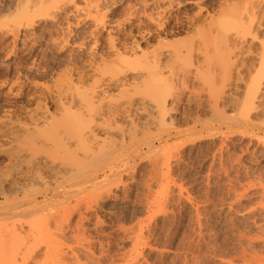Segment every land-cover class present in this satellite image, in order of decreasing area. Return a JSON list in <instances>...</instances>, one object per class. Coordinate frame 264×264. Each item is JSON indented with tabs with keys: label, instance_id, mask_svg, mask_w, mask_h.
Wrapping results in <instances>:
<instances>
[{
	"label": "rangeland",
	"instance_id": "1",
	"mask_svg": "<svg viewBox=\"0 0 264 264\" xmlns=\"http://www.w3.org/2000/svg\"><path fill=\"white\" fill-rule=\"evenodd\" d=\"M98 1L99 13L87 7ZM98 1L0 0V205L34 209L36 218L28 214L32 222L45 214L56 217L51 224L59 226L50 225V232L65 233H52L64 235L55 238L54 248L74 253L65 257L67 262L59 257L62 264L76 259L79 264H264V61L256 55L264 17L251 51L247 48L251 54L237 63L238 87L225 93L219 86L222 39L240 19L231 12L247 21L251 0ZM234 2L239 9L229 13ZM231 17L235 20L230 22ZM199 23L205 30L214 27L207 30L209 40L204 39L208 51L201 47L205 41H199L207 32L202 27L203 34L192 32ZM236 26L232 29L241 24ZM167 43L181 48V60L175 64L172 59L176 73L168 75L166 68L161 88L160 82L148 81L160 88L153 87L151 100L163 102L166 96V115L153 113L158 119L151 122L146 118L154 107L155 98L151 106L149 97V114L140 110L132 122L120 115L129 100L142 96L133 86L139 81L136 70L126 73L128 84L105 88L102 101L94 104H99L97 110L105 108L104 120L119 125L116 130L101 119L110 133L98 131V141L66 137L83 125L64 118L61 93L68 83L85 95L94 81L114 74L112 60L133 57V50L151 54L161 47L169 53ZM200 48L214 62L211 69L201 64L202 73L196 63L202 59ZM252 87L259 89V97L263 94L261 99L256 94L248 108L244 96L253 93ZM107 108H113L112 114ZM61 135L62 142L54 140Z\"/></svg>",
	"mask_w": 264,
	"mask_h": 264
},
{
	"label": "bare ground",
	"instance_id": "2",
	"mask_svg": "<svg viewBox=\"0 0 264 264\" xmlns=\"http://www.w3.org/2000/svg\"><path fill=\"white\" fill-rule=\"evenodd\" d=\"M98 1V0H97ZM242 1H245V0H242ZM66 2V1H65ZM69 2V1H68ZM70 2H72V0H70ZM241 2V1H240ZM73 3V2H72ZM87 4H88V2H86ZM239 3V2H238ZM237 2L235 3H233L232 4V6H228V9H229V13L231 12V11H233V9H235V7H236V9H239L238 7H237V4H238ZM246 4V2L244 3V5ZM91 5V4H90ZM239 6V5H238ZM240 6H241V4H240ZM87 7H90V8H94L95 9V12L97 11V13H99L98 12V10H99V8L101 9V7H99V1L98 2H95L94 3V5H92V6H87ZM86 7V8H87ZM249 7V10L247 9ZM248 7L247 8H245V9H247L248 11V14H246L247 16V21H244L243 19H242V17L239 15V13H234V15H233V13L231 12V15L232 16H234L235 17V19H236V16L238 15V17L237 18H239L240 17V19H237L236 21H235V23L237 22V24H235L234 26H236V27H238V24L240 23L241 24V26L239 27V29H237L236 28V30H234V29H232V28H235L234 26L231 28V30L234 32L235 31V34L233 33V32H231L230 31V33H233V34H228L227 35V38H225V39H222V41H224V44L222 43V48L220 47V51H219V54L221 53V61H220V65H219V75H221V77H222V79H220V80H222V84H223V86H222V84H221V81H220V83H219V86H220V89H222L223 88V90H224V92L226 93V90H229V89H231V91H232V89H235L236 87H238V81L240 80L239 78H240V75H241V73H239V71L241 70L240 69V66L237 64L238 63V61L240 60V62H241V60L243 61L244 59H245V57L243 58V56L244 55H250L249 54V50L247 51V48L248 49H250V47H251V44L255 41V39H256V37H257V35H256V31H259V30H262L264 27H263V25L261 24V21H260V19L262 18L263 19V14H264V0H256V1H253V0H251V1H249V3H248ZM82 8H80V10H81ZM88 9L89 8H87V11H88ZM232 9V10H231ZM235 9V10H236ZM233 11V12H236V11ZM76 11H78V10H76ZM82 11H84V9H82ZM60 12V11H59ZM80 12V11H79ZM83 13V12H82ZM256 13H258V15L256 16L255 14ZM237 14V15H236ZM84 15V14H83ZM102 15V14H101ZM230 15V14H229ZM96 16H99L98 14L96 15ZM105 16V15H104ZM103 16V17H104ZM250 16V17H249ZM258 16H261V17H258ZM79 17V16H78ZM102 16H101V18H103ZM233 17V18H234ZM81 18V17H80ZM101 18L100 19H98L99 20V22L101 23ZM153 18V17H152ZM230 18V17H229ZM79 19V18H78ZM149 19V18H148ZM235 19H232V17H231V19H230V22H231V20L232 21H234ZM80 20V19H79ZM96 20H97V18H96ZM211 20V19H210ZM210 20H209V22H210ZM239 20V21H238ZM243 20V21H242ZM152 21H154V20H152ZM156 21V20H155ZM205 21V20H204ZM98 22V23H99ZM158 22V21H157ZM208 22V23H209ZM211 22H213L212 20H211ZM211 22L209 23V24H211ZM242 22V23H241ZM79 23V22H78ZM96 23H97V21H96ZM103 23V22H102ZM154 23H156V22H154ZM205 23V22H204ZM204 23H202V24H204ZM207 23V26H209V24ZM201 23H199V24H193V25H201V26H194V29L192 30V32H193V35L195 34V35H200V34H203L205 31L207 32V30H208V32L210 31V28L212 29V26H213V24H212V26H210L209 28H207V30H205V29H203L204 27H202L203 25H202ZM156 25L157 24H155V27H156ZM163 26V25H162ZM205 27H206V25H204ZM158 27V26H157ZM159 27H160V23H159ZM158 27V28H159ZM193 27V26H192ZM198 27H202V31H203V33H202V31L200 32V29L201 28H198ZM263 27V28H262ZM213 29H214V27H213ZM213 29L211 30V31H213ZM199 30V31H198ZM264 30V29H263ZM211 31H210V33H211ZM196 32H198V34L196 33ZM205 33L206 35H203L202 37H200V42H202L201 40H203V42L205 41V43L201 46V47H203V49L205 50V46L209 43H207L206 41L207 40H204V39H208V36L207 35H209V33ZM254 32V33H253ZM256 32V33H255ZM193 35H192V37H193ZM246 35H248L250 38H248ZM255 35V36H254ZM264 35V34H263ZM209 36H211V35H209ZM206 37V38H205ZM203 38V39H202ZM258 39V47L257 48H259V49H257L256 50V55H257V59H259V62L261 61V60H263L264 61V38L262 39V38H257ZM256 39V40H257ZM209 40V39H208ZM261 40V41H260ZM260 41V42H259ZM199 42V44H201ZM202 42V43H203ZM168 44V43H167ZM177 44V43H176ZM175 44V45H176ZM169 45V44H168ZM174 45V44H173ZM173 45L171 46V45H169V47L171 46V49H170V52H171V54H170V52L168 53V52H164V51H162V48L161 47H158V49L160 48L161 49V51H159L157 48L156 49H154L155 50V52H153L154 50H151L152 52H151V54H150V52H149V54L147 53V52H142L141 51V54H139L138 53V55H137V52L135 51V50H133L134 52H132V55H133V57L132 56H127L126 58H121V59H118L119 61H117V59L116 60H114V61H117L116 62V64H115V62L112 60V63H113V65H114V74H112V76L111 77H109L108 79H101L100 81H94L91 85H93V86H90V89L88 90V93H86L85 95H81V94H79L78 92H80L79 91V89H78V87H76L75 89V91H73V88L72 87H69L68 86V84H67V86L66 87H68V88H66V87H64L65 88V90H63V92L61 93V94H63L64 93V96H63V101L64 102H62L61 104H62V107H63V111H64V113H65V115L61 112V115L63 116L64 115V118H65V116H67L66 117V119H67V121L66 122H71V123H74L73 122V120L71 121V119H76L75 120V123H76V121L77 120H80L79 122L77 121V123L79 124V123H81V125H79V126H81L80 127V130H78L77 132H75V133H73V134H67L66 135V137L67 138H71V139H75V137H78V138H80V139H83V140H89V139H91V141H92V139H93V141L94 142H96V141H98L97 140V134H98V131H103L102 129H104V131H105V133L106 134H108V133H110L109 131H108V129L107 130H105V126L104 127H102L103 125V123L102 122H107L106 123V126H107V124H109L108 123V121L110 120V118H108L109 120L108 121H106L107 120V118H106V120H104L105 119V116H106V112L105 111H103V109H105V108H103L102 110H97L95 107H97L99 104H97V103H100L102 100V98L105 96V93L107 92V89H108V87L109 88H112V87H120V86H123L124 84H128L127 83V81L129 80L127 77H126V73L127 72H132V71H136V70H139L140 71V74H139V76H138V79H136V80H139V81H136L135 79V81L136 82H133V83H135L136 84V86H135V84L133 85L134 86V88H135V91H136V89H137V92L139 93V91H138V89L140 90V92H143L142 93V96L141 97H139V99L137 98V99H131V100H129L127 103H126V106L123 108V110H121L120 111V115L122 116V117H126V118H130V120H131V122H132V118H134V117H136V120H137V117L139 116V111L140 110H144L145 111V109H146V107H149L148 106V104L155 98H152V100L150 99V97H153V96H156V95H152V96H150L153 92V87H155V85H157L158 84V82H160V84H158L159 86L161 85V83H162V81H163V85H164V82L166 83V81H167V74L166 73H169L168 75H171V76H173L175 73L173 72L174 70H176V69H174V68H176V65H174V63H172L173 62V60H174V62L175 61H179V60H181V59H179L178 57H177V54H179L178 56H180V52L178 53V51L177 50H181V48H174V47H176L177 45H179V44H177L176 46H174L173 47ZM210 45V43L207 45V46H209ZM110 46V45H109ZM206 46V50L207 49H209L208 47ZM221 46V45H220ZM250 46V47H249ZM114 47V45L112 44L111 45V47L110 48H113ZM173 47V48H172ZM178 47V46H177ZM109 48V49H110ZM165 48V47H164ZM163 48V50H165ZM115 49H117V48H115ZM202 48H200V54H202V57L200 56V58H202L200 61H198V62H196L197 64H198V68H197V71H198V69L200 70V72L202 73V71H205V70H201V69H203V68H207V66L209 67V65H214V62L209 58V55L207 56L206 55V53L208 54V52H204V50L202 51L201 50ZM223 49V50H222ZM159 51V52H156V51ZM113 51H115V50H112L111 52H113ZM166 51V50H165ZM167 51H169L168 49H167ZM208 51V50H207ZM250 51H251V49H250ZM248 52V53H247ZM114 53V52H113ZM147 53V54H146ZM258 53V54H257ZM218 54V55H219ZM256 55H255V58H256ZM207 56V57H206ZM131 57V58H130ZM177 57V58H176ZM204 57V58H203ZM206 58H209L210 60H211V62L213 63V64H208L209 62H207V61H209V59L208 60H206ZM243 58V59H242ZM163 59H165V60H163ZM167 59V60H166ZM173 59V60H172ZM177 59V60H176ZM179 59V60H178ZM261 59V60H260ZM198 60V59H197ZM246 60V59H245ZM170 63H172V66L174 65L175 67H172V66H170V64H169V62ZM206 61V62H205ZM201 62H203V63H201ZM205 62V63H204ZM178 63V62H177ZM200 63V64H199ZM208 65H207V64ZM106 64V63H105ZM175 64H176V62H175ZM201 64H204V66H205V64H206V66L204 67V66H202ZM241 64H242V62H241ZM261 64H263V63H261ZM261 64H259V65H261ZM190 65H192L191 63H190ZM90 66H92V65H90ZM97 66V65H96ZM99 66V65H98ZM107 66H108V64H107ZM135 66H137V67H135ZM200 66H202V67H200ZM237 66H239V69L240 70H238V68H237ZM262 66V65H261ZM200 67V68H199ZM211 67V66H210ZM209 67V68H210ZM100 68H101V66H100ZM166 68H168V72H166L165 73V71H166ZM174 70H173V69ZM259 68V67H258ZM90 69H91V67H90ZM98 67L96 68V70L98 71ZM103 69V67L100 69V70H102ZM211 69V68H210ZM208 70V72L210 71L211 72V70ZM173 70V71H172ZM196 70V69H195ZM92 71L95 73V71L92 69ZM96 71V72H97ZM138 71V72H139ZM196 71V72H197ZM257 71V70H256ZM88 72V71H87ZM101 72V71H100ZM100 72H97V73H100ZM108 72H113V70L111 69H109V71ZM170 72H171V74H170ZM190 71H188V74L187 73H185L184 75L185 76H190V74L191 73H189ZM193 72H195V71H193ZM197 73V74H201V73ZM174 73V74H173ZM85 74V73H84ZM138 74V73H137ZM187 74V75H186ZM90 75V74H89ZM199 75H196V77H198ZM170 76V77H171ZM192 76V75H191ZM194 76V75H193ZM255 76H256V74H255ZM169 77V78H170ZM242 77V76H241ZM257 77V76H256ZM131 78H133V77H131ZM134 78H135V75H134ZM186 78V77H185ZM255 78V77H254ZM79 79V78H78ZM151 79H153L155 82H157L153 87H152V85L154 84V83H152V84H150V83H148V81L149 80H151ZM188 79V78H187ZM189 79H190V77H189ZM83 80V79H82ZM133 80V79H132ZM132 80H131V84H129V85H132ZM241 80H242V78H241ZM247 80V79H246ZM252 80V79H251ZM256 80V79H255ZM70 81V80H69ZM153 81V82H154ZM245 81V80H244ZM248 81V80H247ZM246 81V82H247ZM71 82H72V80H71ZM130 82V81H129ZM150 82V81H149ZM246 82H244V83H246ZM251 82V81H250ZM74 83V82H73ZM252 83H254V82H252ZM71 84V83H70ZM69 84V85H70ZM95 84V85H94ZM141 84L144 86H141ZM163 85H161L160 86V88L163 86ZM250 85H252V84H250ZM256 85V84H255ZM164 86H166V84L164 85ZM163 86V87H164ZM245 86H248V84H245ZM253 86V85H252ZM257 86V85H256ZM75 87V86H74ZM138 87V88H137ZM240 87V86H239ZM249 87V86H248ZM255 87V86H254ZM105 88H107V89H105ZM143 88V90H141ZM155 88H159V87H155ZM160 88L158 89V90H160ZM253 88V87H252ZM77 89H78V91H77ZM254 89V88H253ZM80 90H81V88H80ZM106 90V91H105ZM109 90V89H108ZM158 90H156L157 91V93H158ZM223 90H222V92H223ZM246 91L247 90H249L250 91V89L248 88H246L245 89ZM256 90V91H255ZM257 90H259V89H257V87L254 89V90H252L253 91V93H250L249 91V97H247V96H244V94H243V96L245 97V99H247L248 101H247V103L246 104H248L249 105V102H250V107H248V108H251V106H254L253 105V103L255 102V99H257V95L259 94V93H256L257 92ZM65 91V92H64ZM155 91V90H154ZM230 91V90H229ZM230 91V92H231ZM234 91V90H233ZM232 91V92H233ZM235 91H237V90H235ZM246 91H245V94H247L246 93ZM255 91V92H254ZM219 92H220V94H222V95H220L219 93V96L220 97H223V95H226V94H223V93H221V90H219ZM230 92H228V93H230ZM146 93V95H144ZM151 93V94H150ZM227 93V94H228ZM150 94V95H149ZM178 94V93H177ZM180 94V93H179ZM257 94V95H256ZM263 94V93H262ZM262 94L260 95L261 97H262ZM107 95V94H106ZM148 95V96H147ZM174 95V94H173ZM173 95H170V97L171 96H173ZM232 95V94H231ZM62 96V95H61ZM60 96V97H61ZM179 96V95H178ZM242 96V98H244ZM149 97V98H148ZM174 98H176L177 96L176 95H174L173 96ZM179 97H181V95L179 96ZM178 97V98H179ZM219 97V98H220ZM261 97H259V95H258V98H260L261 99ZM149 99V103L147 102L148 100H146V99ZM165 98H166V96H165ZM164 98V99H165ZM174 98H172L173 100H174ZM225 98H227V97H225ZM164 99L162 100L163 102H158V101H156L157 99L155 98V100H154V102L152 103L153 105H154V107L152 106V104L150 103L149 105H151L152 107L150 108L151 110L149 111V112H151L150 113V115H149V117H148V115H146L147 117L146 118H149V120H150V122H151V118H155V115H157L156 117H159V118H161L164 114L166 115V111H168L169 109H170V107H168V110H166V105L164 104ZM171 99V100H172ZM177 99V98H176ZM176 99H175V101L174 102H176ZM181 99H182V97H181ZM181 99H179V100H181ZM223 99H224V97H223ZM245 99H243V102L242 103H244V104H242V105H244V106H248V105H245ZM259 99V100H260ZM101 100V101H100ZM179 100H177V103H179L178 101ZM99 101V102H98ZM160 101V100H159ZM95 102H97L96 103V105L97 106H95L94 107V104H95ZM171 102V101H170ZM169 102V103H170ZM173 102V101H172ZM258 102V101H257ZM262 102V101H261ZM70 104V106H68L67 104ZM165 103H166V100H165ZM64 104H66L67 106H65ZM173 103H171V105H172ZM258 104V103H257ZM257 104H256V106H257ZM260 104V103H259ZM170 105V106H171ZM65 106V107H64ZM169 106V105H168ZM255 106V108H257ZM263 107H264V105H262ZM261 105H260V107L258 106V108H261L262 107ZM61 107V108H62ZM110 107V106H109ZM263 107H262V109H263ZM246 108V107H245ZM244 108V109H245ZM248 108H246L245 110H247ZM254 108V107H253ZM108 109V108H107ZM113 109V108H112ZM112 109L111 108H109L108 110H106L107 111V113H110V114H112ZM148 109V108H147ZM172 109V108H171ZM261 109V111H263ZM62 110V109H61ZM257 110V109H256ZM249 111H251V109H249ZM114 112H118V111H115V109H114ZM145 112H147L148 113V110L147 111H145ZM146 113V114H147ZM155 114V115H152V114ZM264 113V112H263ZM113 114H115V113H113ZM137 114H138V116H137ZM149 114V113H148ZM119 115V112H118V116H120ZM245 115H246V113H245ZM115 115H113L112 116V118H115L114 117ZM121 116H120V118H121ZM143 116V115H142ZM106 117H108V116H106ZM144 118H145V116H143ZM68 118H69V120L70 121H68ZM142 118V117H141ZM143 118V119H144ZM144 119V121H147V119ZM247 118H249V117H247ZM104 120V121H102V120ZM139 119V118H138ZM156 120L158 119V118H155ZM163 119V118H162ZM102 122H101V121ZM115 120V119H114ZM114 120H112V121H114ZM135 120V119H134ZM148 120V121H149ZM159 120H161V119H159ZM111 121V120H110ZM142 121V120H141ZM248 121V120H247ZM111 123V122H110ZM112 123H115V122H112ZM116 124V123H115ZM117 125V124H116ZM110 124L107 126L108 128H109V130H110ZM114 126L115 125H113V130L115 129V128H117V126H119V125H117L115 128H114ZM205 128V127H204ZM112 130V129H111ZM116 130V129H115ZM103 131V132H104ZM118 131H121L120 129H118ZM137 131V130H136ZM108 132V133H107ZM58 133V132H57ZM71 133V132H70ZM119 133V132H118ZM120 133H122V135H123V132H120ZM60 134V133H59ZM58 134V135H59ZM105 135V134H104ZM121 135V134H120ZM108 136V135H107ZM109 136H110V134H109ZM59 137H60V135H59ZM100 137V136H99ZM112 137V136H111ZM123 137V136H122ZM121 137V138H122ZM109 138V137H108ZM69 139H67V140H69ZM70 139V140H71ZM118 139V138H117ZM116 139V140H117ZM54 140L55 141H58V142H62V135H61V138L60 139H55L54 138ZM60 140V141H59ZM66 139L65 140H63V141H67ZM76 140V139H75ZM124 140V139H123ZM90 141V140H89ZM102 141V140H101ZM107 141V140H106ZM109 141V140H108ZM119 141H121V140H119ZM100 142V141H99ZM90 143V142H89ZM100 143H103V142H100ZM108 143H110V142H108ZM112 143V142H111ZM93 144V143H92ZM103 144H105V143H103ZM103 144H102V146L101 147H103ZM114 144V143H113ZM120 144V143H119ZM96 145V144H95ZM98 145V144H97ZM98 145V146H99ZM106 145H109V144H106ZM118 145V144H117ZM99 146V147H100ZM25 194V193H24ZM1 195H3V194H1ZM0 195V196H1ZM5 195H7V194H5ZM12 195V194H11ZM5 197V196H4ZM8 197H10V196H8ZM24 197H26V195L24 196ZM6 199V198H5ZM15 199V198H14ZM5 203V202H4ZM3 203V204H4ZM17 204V203H16ZM16 204H14L15 206H9L8 207V204H6V206L4 205V206H1L0 205V264H62V262L61 261H59V257L60 258H64V260L63 261H66L65 260V257H68L69 255H74V253H73V251H71V249L69 250V251H65V249L64 250H61V248H63L62 246H60V247H58V246H55V248L57 247V248H60V249H58L57 251H56V254H55V248H54V245L56 244H54V242H56L57 240L55 239L59 234H57V236H55V234L56 233H60V234H63V232H64V229L62 228V226H60V230H62V231H56V233L54 232L55 230H53V232H50L51 230H52V225H54L55 223V221H53L52 223L53 224H51V221H52V219H53V217L54 216H52V219L51 218H48V217H51V216H49L48 214H45V215H47V216H44L43 217V215H42V217L43 218H39V221H34V222H32V221H30V220H28L29 218H31L32 217V215H31V217H29L28 216V214H30V213H33L34 214V212L32 211V210H34V209H32V208H30L31 210H29V211H27L26 210V212L25 211H19L20 209H26V208H20V206H17ZM12 205H13V203H12ZM18 205H21L20 203L18 204ZM29 205V204H28ZM28 205H26V206H28ZM22 206V205H21ZM33 208H34V206H32ZM38 207V209H39V206H37ZM36 210V209H35ZM41 210V209H40ZM71 210H73V211H71ZM70 211L71 212H73L74 213V208H72ZM75 210H77L76 208H75ZM31 211V212H30ZM79 211V210H78ZM28 212V213H27ZM30 212V213H29ZM37 213V212H36ZM39 213H40V211H39ZM51 215V214H50ZM34 216H35V214H34ZM40 217H41V214L39 215ZM79 216V215H78ZM78 216H76V219H77V221H78ZM37 216H35V218H36ZM45 217H47V218H45ZM79 217H81V215L79 216ZM56 217H54V219H55ZM83 218V217H82ZM81 218V219H82ZM33 219V218H32ZM41 219V220H40ZM50 219V220H49ZM53 219V220H54ZM71 219V218H70ZM76 219L74 220L76 223H77V221H76ZM84 219V218H83ZM47 220H49L50 222H49V226H48V221ZM55 220H57V219H55ZM80 220V219H79ZM70 221V220H69ZM72 221V220H71ZM87 221H88V219H87ZM68 222V221H67ZM56 223H57V221H56ZM69 223H72L73 224V222H69ZM78 223H79V221H78ZM77 223V224H78ZM87 223V222H86ZM67 224V223H66ZM77 224H75V226L77 225ZM83 224V223H82ZM50 225H51V227H50ZM57 225V226H56ZM56 225H54V226H56V227H58L59 226V223L58 224H56ZM79 225H80V223H79ZM68 226V225H67ZM70 226V225H69ZM74 225H71V229H72V227H73ZM74 226V228H77V226L75 227ZM27 227V228H26ZM49 228H51V229H49ZM79 228H83L82 227V225H80V227ZM79 228H77L76 230L75 229H72V230H75L76 232H78V233H80L81 231L79 230ZM59 229V228H58ZM78 230V231H77ZM80 231V232H79ZM83 231V230H82ZM52 233H55V234H52ZM65 233V232H64ZM82 233V232H81ZM83 234V233H82ZM62 236H64V235H62ZM62 236H58V237H62ZM57 237V238H58ZM58 240H60V239H58ZM61 241V240H60ZM58 242V241H57ZM62 242H64L63 241V239H62ZM66 242V241H65ZM64 242V243H65ZM42 244H44L43 245V247H44V250H42V248L43 247H41L42 246ZM59 244H63V243H59ZM67 248V247H66ZM68 249V248H67ZM73 249V248H72ZM74 252H75V250H74ZM41 254L43 255V256H41ZM58 254H60V255H58ZM88 257H89V255H88ZM71 258V257H70ZM74 258V257H73ZM78 258V257H77ZM94 257H92V259H93ZM68 260H70V259H67V261ZM80 260V259H79ZM79 260L77 261V259L75 260V263L76 264H79ZM59 261V262H58ZM66 261V262H67ZM72 262V260L70 261V263ZM74 262V261H73ZM81 262V261H80ZM74 263V264H75ZM86 264H87V261L85 262ZM92 264V262H89V264ZM66 264V263H65ZM68 264V263H67ZM71 264H73V263H71ZM81 264V263H80ZM82 264H84V263H82Z\"/></svg>",
	"mask_w": 264,
	"mask_h": 264
}]
</instances>
